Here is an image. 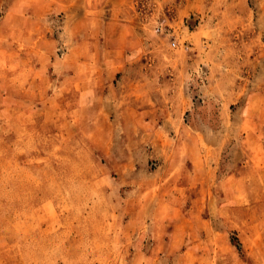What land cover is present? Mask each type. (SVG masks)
Wrapping results in <instances>:
<instances>
[{"label": "rangeland", "instance_id": "obj_1", "mask_svg": "<svg viewBox=\"0 0 264 264\" xmlns=\"http://www.w3.org/2000/svg\"><path fill=\"white\" fill-rule=\"evenodd\" d=\"M0 264H264V0H0Z\"/></svg>", "mask_w": 264, "mask_h": 264}]
</instances>
